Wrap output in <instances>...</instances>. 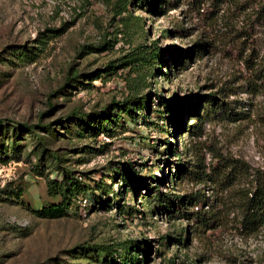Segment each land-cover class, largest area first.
<instances>
[{
  "label": "rangeland",
  "instance_id": "1",
  "mask_svg": "<svg viewBox=\"0 0 264 264\" xmlns=\"http://www.w3.org/2000/svg\"><path fill=\"white\" fill-rule=\"evenodd\" d=\"M171 1L0 0V264H264L244 182L219 184L264 171V21ZM63 172L67 214L43 218Z\"/></svg>",
  "mask_w": 264,
  "mask_h": 264
},
{
  "label": "trees",
  "instance_id": "2",
  "mask_svg": "<svg viewBox=\"0 0 264 264\" xmlns=\"http://www.w3.org/2000/svg\"><path fill=\"white\" fill-rule=\"evenodd\" d=\"M141 5L153 6V11L162 10L159 6L160 0H154V4L148 5L147 0H135ZM222 2L228 0H221ZM240 2L246 3L247 8L251 7L249 4L254 7V12H251L253 15V20H260V18L264 21V0H239ZM165 4H171V0L165 1L162 0ZM202 48V45L198 42L194 44L192 50H196ZM190 50V49H189ZM172 51V50H171ZM179 53V51H177ZM191 55V51H188L186 54H183L180 63H184V59ZM155 56H158V51L155 52ZM214 98L211 97L208 102H211ZM188 104L189 112H196L195 106L192 105L190 101H185ZM115 107L122 112L129 111V104H136L141 107L144 106L146 109L148 108L147 100L144 96L139 97V99L126 100L122 102H115ZM164 104L168 106H172L170 113L172 116H175L179 122L178 126L181 123V119L184 112V106L181 102L178 104L170 103L168 101H164ZM177 108V109H176ZM108 115L104 113L96 114V117L91 120L94 122L95 128L104 129L106 120H108ZM107 130L106 128L104 129ZM179 171V170H178ZM243 181L245 186L238 187L235 190V195H237L236 205L240 211V223L244 230L248 233H254L258 229H260L264 225V171L255 170L251 171L246 165L241 162H234L227 171H224L221 174V180L219 182L220 185L226 186L228 190H233L232 187L236 181ZM56 181H52L50 184H55ZM57 187L63 189L60 191V195L62 196L61 202L51 203L45 206H42L39 210H37V214L43 218H57L67 214L68 206L70 202H64L66 198L65 193H68L69 188L66 186L65 173L63 172L62 179L59 184H56ZM49 190V189H48ZM55 192V191H54ZM18 194V192H17ZM19 195V194H18ZM179 204H183V198H180ZM208 212H205V223L208 221L210 217L207 215Z\"/></svg>",
  "mask_w": 264,
  "mask_h": 264
}]
</instances>
